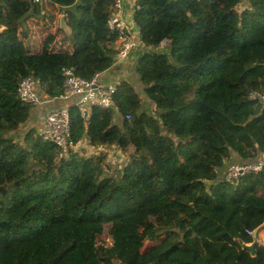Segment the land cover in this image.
<instances>
[{"label":"trees","instance_id":"trees-1","mask_svg":"<svg viewBox=\"0 0 264 264\" xmlns=\"http://www.w3.org/2000/svg\"><path fill=\"white\" fill-rule=\"evenodd\" d=\"M243 1L134 0L142 41H170L136 64L156 117L127 81L118 109L95 107L88 124L69 106L75 142L133 148L111 173L102 152L59 156L36 128L25 145L10 133L34 107L21 78L57 97L63 68L90 79L113 65V0H49L71 34L57 27L38 49L25 24L45 15L40 4L0 0V264H264V245H242L264 223V165L238 182L224 174L230 159L264 161V103L251 98L264 93V0ZM57 32L68 48L54 47Z\"/></svg>","mask_w":264,"mask_h":264},{"label":"built area","instance_id":"built-area-1","mask_svg":"<svg viewBox=\"0 0 264 264\" xmlns=\"http://www.w3.org/2000/svg\"><path fill=\"white\" fill-rule=\"evenodd\" d=\"M35 3H45L46 0H33ZM112 12L108 18L107 26L110 30L116 32L120 42L118 52L114 56L116 65L120 60L126 59L131 51L141 48L145 51H156L161 47V43L156 47L145 44L135 29V21L132 14H128L126 0H113ZM135 8V6H134ZM134 10V9H133ZM133 12V11H132ZM63 90L57 97L46 95L47 101L51 99L68 100L73 99V106L77 108L86 124L89 123V117L93 108L117 110L115 95L118 91V83H100L98 81L99 73L90 79H85L77 75L72 68L65 67L62 70ZM18 96L30 105L42 103L39 96L42 95L40 80L32 75L21 78L17 88ZM252 99H258L264 103V93H251ZM130 115L126 114L125 119ZM36 135L43 141L53 143L59 156L67 155L76 143L72 137L71 120L69 115V106H61L48 110L44 117L42 126L37 130ZM264 165V161H255L245 164H230L225 178L228 181L238 182L239 176L250 171H258ZM247 234L252 231L246 230Z\"/></svg>","mask_w":264,"mask_h":264},{"label":"rangeland","instance_id":"rangeland-1","mask_svg":"<svg viewBox=\"0 0 264 264\" xmlns=\"http://www.w3.org/2000/svg\"><path fill=\"white\" fill-rule=\"evenodd\" d=\"M41 7H43V9L47 12V15L40 16L38 18H30L26 21V24H25V26L28 28V37H29L28 43L33 48H37V49L40 46V41H41L42 37L46 33L56 32V29L54 26L58 25V20L60 18V15L62 14L56 7H54L52 5L51 2H49V0H46L45 3H42ZM246 7H248V0H244L242 3H240L238 5V10H243ZM51 16L53 17V21L55 20L54 23L52 22ZM61 39H62V33L57 32V38H56V41L54 42V47L55 48H64V49L68 48V45L64 44L65 42H62ZM67 44H69V42H67ZM161 44H162L161 47L158 50L153 51V52L165 53L167 51L169 44H170V41L168 39H165ZM137 49H139V50L136 54V57H137V59H139L141 53H143L144 51L141 48H137ZM147 52H151V51H147ZM133 62H131L130 65L132 67H135V63L137 62V60H133ZM132 71H134V70L132 69ZM135 75H136V78H138V80L134 81V79H133V81H132L133 83L131 84V86L133 87L134 92L137 94L138 98L141 101V110H144L148 114L156 117L157 109H156L155 105L153 104V102L147 97V95L144 91L145 87H144L143 83H141L139 80L138 72H136ZM39 99L41 101H43L46 98L44 96L40 95ZM31 128H33V127L31 125H29V123L27 121L20 129H17V131H15V132H11L10 135L18 143H20L21 145H25L26 144L25 135L28 132V130ZM109 149H110L109 152L107 150V152L103 151L102 153L106 154V160H107V162H109V163H107V165L109 166L108 171L111 173H115L118 170H121L122 165L125 164L129 160L130 154H131L133 148L132 149L128 148L125 151H123L122 153L117 152L112 146ZM71 151H74V150L72 149ZM85 153H88V149L85 150L84 154ZM233 161H235V158H234V160L230 159L226 163V167L224 169L225 174H227V169L230 166V164H232ZM256 229H257L256 238L255 239L253 238V232H252V234H251L252 240L247 242L246 244L251 245L254 242L255 246H257V245L263 246L264 245V223ZM104 237L106 240L109 239L107 237V235H105ZM147 244L148 243H146V245Z\"/></svg>","mask_w":264,"mask_h":264},{"label":"crops","instance_id":"crops-1","mask_svg":"<svg viewBox=\"0 0 264 264\" xmlns=\"http://www.w3.org/2000/svg\"><path fill=\"white\" fill-rule=\"evenodd\" d=\"M52 5L60 11L58 6H56L53 3H52ZM126 7H127V10L129 11L128 14H132V11L134 9V0H126ZM42 10H43V12H45V15H47V12L43 9V7H42ZM51 19H52V22L54 23L55 20L53 21L52 16H51ZM54 27L56 29L58 26H54ZM64 44L68 45L67 42H65ZM138 50L139 49L132 51L126 59L120 60L116 65H112L109 69L99 73L98 81L100 83H106V84L120 83L122 81H127L131 85L133 83L132 82L133 79H134V81L138 80V78H136V75H135L137 62L135 63V67H132L130 65V63L133 62V60H138L136 57ZM143 51L145 52V50H143ZM132 69L134 71H132ZM41 94H42L41 96H44L45 98H47L46 94L44 92H42ZM70 105H73V99H68L67 101L59 99V98L51 99L50 101L43 100L42 103L37 104L35 107H33L31 109L30 115L28 118V123L33 128H36V130H38L42 126L43 117L48 110L53 109V108H57V107H61V106H70ZM113 148L117 152L121 151L115 146H113ZM87 149H88V153L84 154L85 150H87ZM107 150H108V152L110 150L109 147H107V146H103V145H99L97 147L92 146L88 142V139L85 137H83L82 140L78 141L76 143V146L74 147V151H76L77 153L82 154L84 156L98 155L100 152H103V151L107 152Z\"/></svg>","mask_w":264,"mask_h":264},{"label":"water","instance_id":"water-1","mask_svg":"<svg viewBox=\"0 0 264 264\" xmlns=\"http://www.w3.org/2000/svg\"><path fill=\"white\" fill-rule=\"evenodd\" d=\"M58 28H60L64 34L66 35H70L71 34V28L66 24V21H65V17H64V14H62L59 18V21H58ZM256 232H257V229H255L253 231V238L255 239L256 238ZM242 245L246 248H248L252 254L254 253V242L251 244V245H247V244H244L242 243Z\"/></svg>","mask_w":264,"mask_h":264},{"label":"clouds","instance_id":"clouds-1","mask_svg":"<svg viewBox=\"0 0 264 264\" xmlns=\"http://www.w3.org/2000/svg\"><path fill=\"white\" fill-rule=\"evenodd\" d=\"M36 106V105H35ZM253 232V231H252ZM251 235V234H250Z\"/></svg>","mask_w":264,"mask_h":264}]
</instances>
